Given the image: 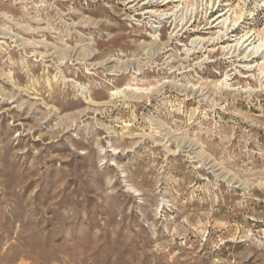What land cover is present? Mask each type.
Segmentation results:
<instances>
[{"label":"rangeland","instance_id":"1","mask_svg":"<svg viewBox=\"0 0 264 264\" xmlns=\"http://www.w3.org/2000/svg\"><path fill=\"white\" fill-rule=\"evenodd\" d=\"M242 40L264 0H0V264H264Z\"/></svg>","mask_w":264,"mask_h":264},{"label":"bare ground","instance_id":"2","mask_svg":"<svg viewBox=\"0 0 264 264\" xmlns=\"http://www.w3.org/2000/svg\"><path fill=\"white\" fill-rule=\"evenodd\" d=\"M169 19H171V22L173 23L174 27L175 26L178 27V26L184 25V21L179 16H177L175 13H162V14H160V19L158 21V24H160L163 20H169ZM245 40H242V41L238 42L235 46L226 47L225 50H227V51H231L232 50V52H235V51L239 50V47H244ZM193 42H195V41H192V43ZM248 46H250V44H246L245 47H244V49L247 50V53L257 54L258 52H260L264 48V42H259L258 45L251 46L250 48H247ZM247 69H249V68H247Z\"/></svg>","mask_w":264,"mask_h":264}]
</instances>
